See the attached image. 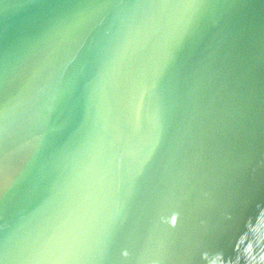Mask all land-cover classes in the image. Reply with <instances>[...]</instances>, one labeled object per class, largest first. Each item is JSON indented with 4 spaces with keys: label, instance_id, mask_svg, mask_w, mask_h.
<instances>
[{
    "label": "water",
    "instance_id": "95a60500",
    "mask_svg": "<svg viewBox=\"0 0 264 264\" xmlns=\"http://www.w3.org/2000/svg\"><path fill=\"white\" fill-rule=\"evenodd\" d=\"M0 264H264V0H0Z\"/></svg>",
    "mask_w": 264,
    "mask_h": 264
}]
</instances>
